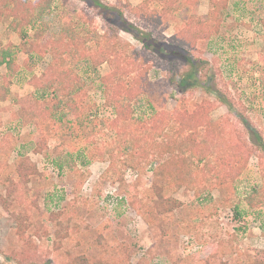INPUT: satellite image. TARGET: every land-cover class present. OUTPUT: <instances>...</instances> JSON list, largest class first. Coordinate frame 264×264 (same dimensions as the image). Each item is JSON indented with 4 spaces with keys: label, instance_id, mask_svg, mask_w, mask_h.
I'll return each instance as SVG.
<instances>
[{
    "label": "rangeland",
    "instance_id": "rangeland-1",
    "mask_svg": "<svg viewBox=\"0 0 264 264\" xmlns=\"http://www.w3.org/2000/svg\"><path fill=\"white\" fill-rule=\"evenodd\" d=\"M30 1V21L19 30L12 16H0V49L12 58L10 69L0 65V264L264 261V0H221L211 34L209 0H99L108 9L91 0ZM200 19L205 30L195 39ZM128 22L163 50L125 31ZM114 41L124 44V58H136L127 68H147L143 92L123 96L133 110L127 129L159 111L165 122L173 109L187 118L197 112L219 121L241 150L235 169L216 170L224 154L213 146L206 159L190 158L191 183L177 185L156 176L160 160L130 157L103 92L102 76L113 66L101 56ZM61 51L80 89L56 92L55 118L30 117L26 99ZM173 124L168 119L161 134H171ZM196 129L198 141L209 143L207 124ZM255 189L260 202L250 208L246 197Z\"/></svg>",
    "mask_w": 264,
    "mask_h": 264
},
{
    "label": "trees",
    "instance_id": "trees-1",
    "mask_svg": "<svg viewBox=\"0 0 264 264\" xmlns=\"http://www.w3.org/2000/svg\"><path fill=\"white\" fill-rule=\"evenodd\" d=\"M91 1L98 8L108 9V7L99 0ZM220 1L221 0H209L214 7L211 12L213 17L214 14H217L218 12ZM226 1L227 0H223V3H226ZM33 5L34 3L30 0H0V16L2 14L12 16V26L19 30L23 23L30 21L29 15ZM118 13L121 16L122 13L120 11ZM215 17L214 20L216 22L210 23L211 27L213 26L214 29L211 30L210 27V30H207L210 34L211 32H214V30H217V27L219 26L218 19ZM262 22L264 24V19H262ZM199 23L201 24L200 28L191 31V36H194L195 39L205 30L203 29L204 23L202 19H200ZM123 29L132 34L147 47L152 43L157 48L156 50H163V48L153 41L151 37L152 35L149 31H144L129 22L123 27ZM185 31L189 32L188 29H185ZM25 34L26 29H21L19 32L20 37L23 38ZM123 45L124 44L121 42L114 41L111 46H107L102 52L101 59H109L113 66V68L110 67V70L102 76V80L106 83L105 88L103 89L106 100L107 102L110 101L114 108L113 111L115 118L111 122L114 127L117 128L118 136H121V133L123 132L124 138L129 139L132 146V151L129 153L130 157L136 163H141L148 158H156V160H160L161 162L154 169L156 176L165 177L168 175L175 180V184L177 185H188L191 183L189 177L187 178L186 176L188 172L192 171L190 158L195 156L200 161L206 159L209 153L214 152L213 146L217 150H222L224 154L220 158L221 161L217 159L216 163L219 168L215 167L216 170L220 171L225 168L224 166H230L232 169H235V162L242 159L241 150L237 149L238 147L235 145L234 140L226 139L228 133L219 121L210 122L205 118L206 116L196 115L197 112L190 118H187L188 116L180 113V111L178 112L177 109H173V111L169 112L168 119H172L174 122L171 134H161V131H164V128L167 125L168 119L165 122L162 116L165 113L160 111L151 115L144 121L141 119L142 121L140 120V125L137 127L127 129L126 121L132 116L133 110L130 108L128 102L123 101V96L129 97L131 94H133V96H138L143 92L147 68H138L139 71H136L135 67L127 68L125 64H130V66H132L136 58L133 56L131 59L124 58L120 49L118 50V47L121 48ZM53 46L55 47L57 45L53 44ZM63 53L64 51L59 53L61 55L60 60L55 61L53 65L51 64L46 82L41 88L36 89V91L30 94L26 99L27 103L23 109L28 112L30 117L33 115L43 117L44 119H48L52 116L55 118L60 103V98L58 99V97H56V92L59 91L63 95H70L80 89L78 85V75L73 71L72 67L67 66V64L64 65L63 63ZM187 60L191 66L188 75H191L194 63L191 58H188ZM2 64L5 65L7 70L12 66L11 53L5 48L0 49V65ZM141 79L143 83L141 82ZM124 80H127L128 83ZM51 87L55 88L54 95L49 97L50 94L47 93V90ZM220 99L224 103H227L224 98ZM199 109H201L200 105ZM76 110V107L72 105V111L74 112ZM60 117L61 116H58L57 118L60 119ZM201 122L207 124L205 138L209 143L206 144H203L200 140L198 141L199 134L196 128ZM212 127H214V130H211ZM187 129L190 130V132L185 133ZM256 137L258 141H260V137ZM223 143L224 145L222 146ZM185 152H187L186 155L184 154ZM247 155L246 158H243L245 161L249 158V154ZM206 165H210L207 169V172L210 173L213 170V165H211L210 162H207ZM32 172H34V170ZM19 174L25 178L28 177L27 172L25 171L21 170ZM246 200L248 206H251L250 208L254 207L253 200H258L260 202L258 190H253V193H250L249 196L246 197ZM233 211H235V218H238L241 214L238 211V208L235 207ZM253 264H264V261L254 262Z\"/></svg>",
    "mask_w": 264,
    "mask_h": 264
}]
</instances>
